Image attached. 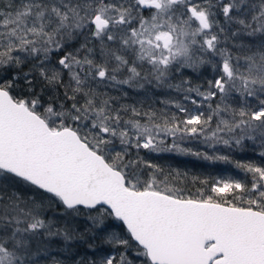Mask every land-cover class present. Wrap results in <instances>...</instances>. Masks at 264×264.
<instances>
[{
	"label": "snow or ice",
	"instance_id": "1",
	"mask_svg": "<svg viewBox=\"0 0 264 264\" xmlns=\"http://www.w3.org/2000/svg\"><path fill=\"white\" fill-rule=\"evenodd\" d=\"M69 261L264 264V0H0V264Z\"/></svg>",
	"mask_w": 264,
	"mask_h": 264
},
{
	"label": "trees",
	"instance_id": "2",
	"mask_svg": "<svg viewBox=\"0 0 264 264\" xmlns=\"http://www.w3.org/2000/svg\"><path fill=\"white\" fill-rule=\"evenodd\" d=\"M193 79L195 82V75L193 74ZM247 153H236V159H247ZM151 159L154 162L159 163L161 165H171L174 168L179 169H187L192 173H200V174H215V175H229L236 174V170L232 168L231 165L224 164L221 162H209L204 160H198L194 157L189 156H179L175 154L169 153H160V154H151ZM96 244L99 245V239H97ZM56 247V244L53 245ZM76 252L78 255H82L85 252V247L83 245L75 246ZM54 255L58 256L60 259H65V257L59 252H54ZM69 264L71 262L69 261Z\"/></svg>",
	"mask_w": 264,
	"mask_h": 264
}]
</instances>
